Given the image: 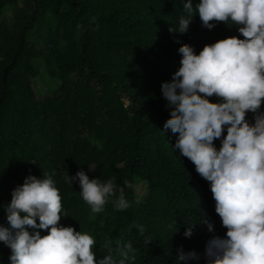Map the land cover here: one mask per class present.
I'll return each instance as SVG.
<instances>
[{"label":"trees","instance_id":"1","mask_svg":"<svg viewBox=\"0 0 264 264\" xmlns=\"http://www.w3.org/2000/svg\"><path fill=\"white\" fill-rule=\"evenodd\" d=\"M185 2L0 0V16L11 12L0 19V225L9 226L4 206L13 189L29 175H52L68 214L60 224L93 236L98 260L111 254L115 264H207V242L227 229L210 182L173 149L178 134L164 129L170 110L161 84L179 69L182 45L199 54L206 44L243 36L223 22L207 29L198 14L187 33L169 32L186 16ZM35 59L59 81L41 98L32 89ZM246 118L254 123L251 112ZM214 143L221 147L220 139ZM80 170L102 182L114 178L116 196L131 206L118 211L110 200L92 213L78 180L65 179ZM138 184L143 195H136ZM126 244L134 249L128 259L120 254ZM181 249L198 258L178 261ZM11 254L0 242V264H11Z\"/></svg>","mask_w":264,"mask_h":264},{"label":"clouds","instance_id":"2","mask_svg":"<svg viewBox=\"0 0 264 264\" xmlns=\"http://www.w3.org/2000/svg\"><path fill=\"white\" fill-rule=\"evenodd\" d=\"M183 8L186 16L169 32L187 33L198 14L207 29L223 22L237 26L243 36L206 44L199 54L182 45L179 69L161 84L170 110L164 129L178 134L173 149L210 182L215 212L227 229L224 237L207 242L205 259L207 264H264V0H199L195 5L186 0ZM249 112L254 123L246 118ZM65 179L71 185L78 180L92 213H102L110 200L118 211L131 206L122 194L116 196L114 178L102 182L80 170ZM11 197L4 206L9 226L0 225V242L11 249V264H115L111 254L97 259L93 236L60 224L68 214L52 175L27 176ZM205 223L212 231L213 225ZM137 227L143 235V226ZM184 235L191 237V226ZM150 241L145 238L146 245ZM133 251L126 244L120 254L128 259ZM197 258L182 249L177 255L178 261Z\"/></svg>","mask_w":264,"mask_h":264},{"label":"rangeland","instance_id":"3","mask_svg":"<svg viewBox=\"0 0 264 264\" xmlns=\"http://www.w3.org/2000/svg\"><path fill=\"white\" fill-rule=\"evenodd\" d=\"M3 16H0L1 18H10L11 12L9 10H6L3 12ZM32 32V31H31ZM33 35H34V30H33ZM33 35H31L30 32L27 34V38L29 40L33 39ZM38 45V44H37ZM33 64L35 65L36 68H38V73L37 75L32 79V89L34 91V94L37 98L43 97L45 94L49 93L51 90H53L59 83V81L55 78H50L48 77L43 69L40 66L39 60L35 59L33 61ZM144 185L143 184H138L135 187V192L136 195H143L144 194Z\"/></svg>","mask_w":264,"mask_h":264}]
</instances>
